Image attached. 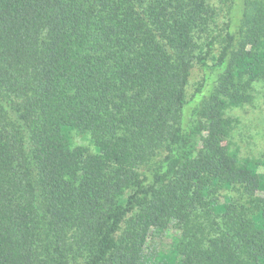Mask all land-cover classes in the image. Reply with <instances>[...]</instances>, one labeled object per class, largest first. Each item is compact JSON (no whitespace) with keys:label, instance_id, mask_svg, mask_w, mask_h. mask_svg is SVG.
<instances>
[{"label":"trees","instance_id":"16d2710c","mask_svg":"<svg viewBox=\"0 0 264 264\" xmlns=\"http://www.w3.org/2000/svg\"><path fill=\"white\" fill-rule=\"evenodd\" d=\"M259 86L264 0H0V264H264Z\"/></svg>","mask_w":264,"mask_h":264},{"label":"rangeland","instance_id":"374dc122","mask_svg":"<svg viewBox=\"0 0 264 264\" xmlns=\"http://www.w3.org/2000/svg\"><path fill=\"white\" fill-rule=\"evenodd\" d=\"M200 76L197 70L194 71L187 89L188 96L198 86ZM226 116L232 120V131L227 140L230 147L237 148L241 158L264 161V89L257 87L250 104L231 108Z\"/></svg>","mask_w":264,"mask_h":264}]
</instances>
